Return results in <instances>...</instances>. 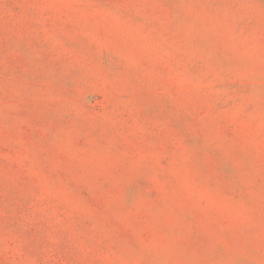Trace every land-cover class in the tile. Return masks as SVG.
<instances>
[{"label":"rangeland","instance_id":"obj_1","mask_svg":"<svg viewBox=\"0 0 264 264\" xmlns=\"http://www.w3.org/2000/svg\"><path fill=\"white\" fill-rule=\"evenodd\" d=\"M0 264H264V0H0Z\"/></svg>","mask_w":264,"mask_h":264}]
</instances>
